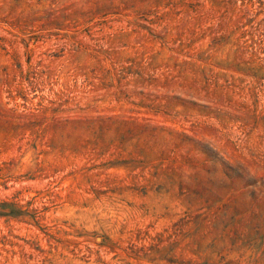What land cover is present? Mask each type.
I'll list each match as a JSON object with an SVG mask.
<instances>
[{
    "label": "rangeland",
    "instance_id": "obj_1",
    "mask_svg": "<svg viewBox=\"0 0 264 264\" xmlns=\"http://www.w3.org/2000/svg\"><path fill=\"white\" fill-rule=\"evenodd\" d=\"M0 264H264V0H0Z\"/></svg>",
    "mask_w": 264,
    "mask_h": 264
}]
</instances>
